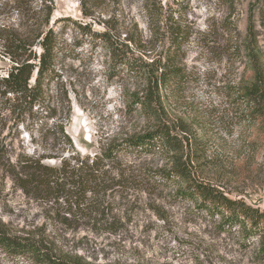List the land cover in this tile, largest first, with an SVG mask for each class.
<instances>
[{
	"label": "rangeland",
	"instance_id": "374dc122",
	"mask_svg": "<svg viewBox=\"0 0 264 264\" xmlns=\"http://www.w3.org/2000/svg\"><path fill=\"white\" fill-rule=\"evenodd\" d=\"M54 1L51 26L62 52L59 76L48 87L50 105L57 108L81 156L160 126L170 127L180 146L120 153L113 190L94 194L99 205L89 214L82 210L85 205H65L68 218L83 222L85 215L97 220L102 212L114 222L109 231L62 226L60 205L30 199L2 172L0 223L19 235L45 228L60 251L88 264H264L258 257L264 234L247 238L239 228L221 231L220 218H209L195 202L179 198L176 186L156 177L182 159L197 180L264 210V120L248 122L236 94L253 81L257 56L264 69V0H98L91 15L83 13L80 0ZM12 13L6 0H0V23L15 17ZM106 27L121 41L127 33L141 38L140 48L131 45L148 64L143 68L148 77H157V67L168 63L184 75L160 89L156 114L134 104L137 95L148 92L147 76L128 70L115 75L116 60L96 36ZM175 27L186 41L170 57ZM254 43L257 48L249 46ZM36 112H14L0 96V134L7 142L15 138L16 151H33L31 133L41 116ZM0 264L34 263L0 248Z\"/></svg>",
	"mask_w": 264,
	"mask_h": 264
},
{
	"label": "trees",
	"instance_id": "16d2710c",
	"mask_svg": "<svg viewBox=\"0 0 264 264\" xmlns=\"http://www.w3.org/2000/svg\"><path fill=\"white\" fill-rule=\"evenodd\" d=\"M97 2L80 0L83 13L91 15V7ZM9 5L15 17L0 23V61L8 63L4 67L0 65V96L5 98L14 112L34 113L37 110V116H41L37 118L36 131L31 133L34 145L32 152L26 148L16 151L15 138L7 142L8 137L0 134V173L7 175L14 186L30 199L47 205H60L57 214L62 226L71 229L87 227L96 232L109 231L113 229L114 222L102 216V212L100 219L85 215L83 222L81 218H68L66 214L70 211L65 205H85L86 209L82 210L89 214L94 205H99L94 194L113 190L114 168H120V153H154L164 148L176 150L181 140L172 133L170 127L160 126L145 133H135L93 156H81L66 131L64 120L58 117L57 108L50 105L48 87L50 81L59 76L57 64L62 52L57 32L51 26L55 1L6 0V6ZM149 12L153 13L154 10L150 9ZM253 28L250 15V40ZM96 36L110 49L113 61L116 60L113 66L115 75L128 70L135 76L148 77L147 71L143 70L148 64L142 63L145 62L143 57L136 56L132 48V45L140 48V37L127 33L125 40L121 41L109 27L96 33ZM185 41L184 33L178 27L173 28L170 57L181 51ZM249 46L255 48L256 44ZM254 70L253 81L236 92L240 104L247 110V121L252 123L264 120V69L259 56L255 59ZM156 71L159 72L157 77L147 78L148 92L137 95L134 100V104L150 115L158 112L160 89L184 77L174 64L160 65ZM49 160L59 161V164H51ZM156 177L169 186H176L179 198L195 202L198 209L205 211L209 218H220L218 228L221 231L239 228L247 238L264 234L263 209L247 203L243 198L230 197L213 183L197 180L182 159H176L170 170L161 169ZM183 183L187 185L182 187ZM0 248L11 256L30 257L34 264H88L79 255L60 251L57 244L50 240L45 228L40 232L19 235L1 222ZM258 257L264 260L263 236Z\"/></svg>",
	"mask_w": 264,
	"mask_h": 264
}]
</instances>
